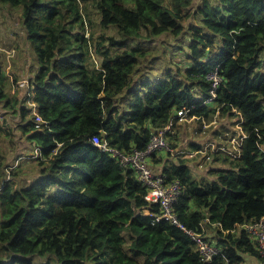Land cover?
<instances>
[{"label": "trees", "instance_id": "obj_1", "mask_svg": "<svg viewBox=\"0 0 264 264\" xmlns=\"http://www.w3.org/2000/svg\"><path fill=\"white\" fill-rule=\"evenodd\" d=\"M89 3L102 32L97 39L92 32L85 36L94 26ZM0 5L19 11L40 63L28 77L29 97L18 89L11 93L25 76L15 69L8 81L0 49V264H206L185 231L165 221L152 225L142 215L144 209L159 213V205L145 200L147 190L130 166L91 142L98 137L123 155L144 151L154 132L191 106L188 118H239L245 138L238 158L213 153L199 171L195 160L201 156L183 157L175 135L166 134L182 152L176 158L159 154L169 162L163 168L167 181L183 187L174 205L178 222L211 237L221 254L210 264H244L246 254L264 264L241 229L264 217V0ZM192 10L200 28L185 26ZM108 30L114 33L105 37ZM161 36L176 40L172 67L159 81L142 79L133 88L140 72L135 68L149 55L145 47ZM215 70L221 82L209 109L202 103ZM28 103L45 123L40 128Z\"/></svg>", "mask_w": 264, "mask_h": 264}, {"label": "built area", "instance_id": "obj_2", "mask_svg": "<svg viewBox=\"0 0 264 264\" xmlns=\"http://www.w3.org/2000/svg\"><path fill=\"white\" fill-rule=\"evenodd\" d=\"M210 80H212V84L208 90V96L204 100L203 105H210L213 104L217 95L216 91L219 87L221 80L217 75V70L211 72L208 76ZM18 90L25 91L23 96L29 97L30 95V81L27 78H24L17 83ZM33 107V113L35 115V121L37 123L36 127L40 128L42 126V119L36 114V110L33 104L28 103ZM194 106L189 108H183L176 112L173 118L169 121L168 125L158 131L154 132L151 136L150 142L147 148L144 151H133L130 155H123L119 152L111 149L108 145L104 142L99 140L98 137H93L91 142L94 144L101 152L105 153H112L113 155L117 156L122 166H130L134 171L137 181L142 184L143 187L146 188L147 193L145 195V200L148 203L158 204L160 207L159 213H152L147 209H144L142 212L143 216H150L152 218L151 224L154 225L160 221H165L178 227L185 231V233L192 238L195 242L196 247L200 253V257L202 262L206 264H210L215 256L221 254L219 248H217L214 244L209 243V241L204 237L202 234H195L192 231L185 230L184 227L178 222V219L174 212V205L177 203V198L181 195L183 191V187L181 186L178 180H173L171 182L167 181L165 175H155L152 170L149 168L147 161L152 157V155L157 154L158 152H167L169 154H175V149H173L168 140L166 138L167 133H171L172 129L176 127L177 123L186 121L188 118L189 111L192 110ZM191 120H199L200 118H188ZM43 124H45L43 122ZM203 127L206 128V125L203 122ZM239 141V140H238ZM240 149L241 142L239 141L236 143ZM207 146V145H206ZM204 146V148L206 147ZM212 147V152H224L228 156L231 155L232 157L238 158L239 157V149L234 148L237 153H232L229 150L223 148V146H218L215 148L212 145H209L208 148ZM211 153V154H213ZM178 153L176 152L175 156ZM199 154L203 156L206 160H209L210 156H204L203 149L190 153V157ZM202 227L205 231V223L202 224ZM242 230H245L249 237L253 239V242L256 247V251L260 258L264 259V217L259 220L258 222L251 223V224H244L241 227Z\"/></svg>", "mask_w": 264, "mask_h": 264}, {"label": "rangeland", "instance_id": "obj_3", "mask_svg": "<svg viewBox=\"0 0 264 264\" xmlns=\"http://www.w3.org/2000/svg\"><path fill=\"white\" fill-rule=\"evenodd\" d=\"M87 10L93 18L94 26L92 27L91 30H86L85 36L86 37L89 36L92 32L93 39H97L100 35H102V32L99 30V28L96 25L95 16H93L94 8L92 7L91 3L87 5ZM19 14L20 13L18 10H15V9L12 10L6 6L0 5V27L2 26V28H0V36H1L0 37V49H3L6 53L5 55L7 56V59L5 61L6 63L8 62V66L6 68V75H7L8 81L13 80V71L15 69L18 70L19 74L25 76L24 78H27V76L32 78L37 73L40 67V63L38 62L35 53L31 51L29 44L27 43L24 37V34L22 32V28L18 20ZM191 23H192V26H195L197 28L201 27L200 22L195 16V10H192L190 12L187 18V22L185 23V26L188 27ZM107 33L108 34L104 35L105 37L109 36V34H113L114 32L112 30L111 31L108 30ZM189 33L190 31L188 32V34ZM188 34H185V36H187ZM10 41L13 42V44H11ZM15 41H16V44H14ZM175 42L176 40L170 36H161L158 39L154 40V45H147L145 47L146 51L150 50L148 51L149 55L145 58L143 63H141L139 66L135 68V71L139 70L140 72L138 73L136 80L133 81V85H132L133 88L135 87L134 85H136V83L141 82L142 79L153 78L154 81H159L160 79H162L164 75H166L169 72L170 70L169 67L170 66L172 67V63L170 64V62L174 61L175 59V47L174 48L171 47V46H174ZM10 51L12 52L9 53ZM17 55H19V57H16ZM176 56H178L177 52H176ZM182 59H184V56L182 57ZM182 61L184 62V60ZM184 64L186 63L184 62ZM16 89H19L17 87V84L14 86L13 90L10 89L11 93H15ZM22 94H25V91H22ZM12 120L14 121V119ZM215 121H219V120H215ZM191 122H192L191 119L187 118L186 121L178 123L177 126L183 123L188 124ZM41 124L43 125V122ZM217 125L215 123V127ZM182 127L183 125L181 127H178V130H182ZM210 129L212 130L213 128L210 127ZM196 135L197 137H202V136H198L199 132ZM227 139L229 141L230 149H227L226 147H223V148L229 150L230 152L234 154L237 153L234 148L239 149L238 145L236 144L239 141L236 138L231 139L228 134L220 132L219 135L217 136V141H218L217 143L219 145H222L223 143L227 144V142L225 141ZM209 145H212L215 148H218V146L216 145H213V144H209ZM209 145H207L203 149L204 156L211 155V153H213L211 150L212 147L208 148ZM2 151H3V148H0V155L3 153ZM223 153L224 152H222L221 154ZM159 154L157 153V155ZM175 154H171V155L175 156ZM7 156L8 154L5 153L4 157L6 158ZM178 156H182V155H178ZM175 157H177V155ZM186 157H190V154H188V152H186ZM204 160L208 161L203 156H201V160L198 163L197 170H199L200 168L204 166V164H201L202 161ZM209 160H211V158H209ZM147 163H148L149 168L152 170V172L155 175L159 174L158 167H156V171H155L151 168L154 166V164L150 160H148ZM208 163H206L205 166ZM205 166L202 169H204ZM8 169L9 168L4 169L6 178L8 177ZM202 169H200L199 171H201ZM213 235H214V232L212 236ZM210 238L207 237L208 241H210ZM243 257H244V264H260L259 260L251 255L246 254Z\"/></svg>", "mask_w": 264, "mask_h": 264}, {"label": "crops", "instance_id": "obj_4", "mask_svg": "<svg viewBox=\"0 0 264 264\" xmlns=\"http://www.w3.org/2000/svg\"><path fill=\"white\" fill-rule=\"evenodd\" d=\"M206 106L209 107V109L214 108V105H206ZM215 120H219V121H215ZM191 121L192 122L188 123V124L183 123V124H180L178 126L176 125L175 128H177V129H175V128L172 129L171 133L175 135V139L177 138V144H178V147L176 149L177 151L184 150V152H188V149L192 145H195V144H200L202 146L201 148H203L206 145L213 144L216 146H223V147H226L227 149H230L228 139L225 140L227 142V144L223 143L222 145H219L217 143L218 142L217 136L219 135L220 132L226 133L230 136L231 139L236 138L240 142H242V140L245 138V135L242 133L241 128H240L239 118H237V117L227 119V118H224V117L218 115V113H217L216 116H214L213 121H211V122H206L202 119V121L206 125V128L203 127L201 120L194 119ZM215 123H216V125L218 124L216 127H215ZM182 125H183L182 130H178V127H181ZM210 127H212L213 129L211 130ZM198 132H199L198 136H202V137H197L196 134ZM159 153L163 154V152H159ZM209 156H210L211 160H208V161L204 160V161H202L201 164H204V166H205V164L208 163L209 161H213L212 156L211 155H209ZM156 157H157V160H152L154 166L151 168L156 171V167H158V173L159 174H157V175L164 174L163 168H165L169 162H167L166 159H163V161H162L161 155H156ZM198 158L199 157H197V159L195 160L197 162V164L201 160V158H199V160H198ZM157 161H159V162H157ZM213 166L214 167L215 166L222 167L218 162H214ZM202 168H200V169H202ZM208 234H210V236H212L213 231L208 230Z\"/></svg>", "mask_w": 264, "mask_h": 264}, {"label": "clouds", "instance_id": "obj_5", "mask_svg": "<svg viewBox=\"0 0 264 264\" xmlns=\"http://www.w3.org/2000/svg\"><path fill=\"white\" fill-rule=\"evenodd\" d=\"M203 102H204V101H203ZM202 104H203V103H202ZM210 105H211V104H210ZM203 106H206V105H203ZM199 120H200V119H199ZM201 120H202V119H201ZM202 125H203V121H202ZM240 146H241V145H240ZM202 149H204V147L201 148V150H202ZM199 150H200V149H199ZM199 150H198V151H199ZM181 153H182V152H181ZM181 153H178V154H179V155H182ZM193 153H194V152H193ZM178 154H177V156H178ZM188 154H190V153H188ZM198 155H199V154H198ZM183 157H185V158H194V156H193V157H186V152L183 153ZM263 263H264V262H263Z\"/></svg>", "mask_w": 264, "mask_h": 264}]
</instances>
